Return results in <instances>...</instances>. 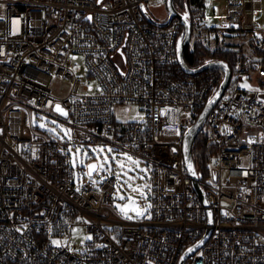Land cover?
<instances>
[{"label": "built area", "instance_id": "built-area-1", "mask_svg": "<svg viewBox=\"0 0 264 264\" xmlns=\"http://www.w3.org/2000/svg\"><path fill=\"white\" fill-rule=\"evenodd\" d=\"M226 1L216 25L194 3L177 7L189 11L192 39L227 49L231 35L257 29L262 0ZM143 2L0 0V264H178L210 229L184 264H264V55L238 57L201 131L211 151L205 177L196 166L205 202L184 138L225 71H185L182 19L153 22ZM126 104L140 105V118L119 117ZM41 114L70 137L42 127ZM86 144L147 162V211L140 200L137 218L118 213L116 173L78 186L69 148Z\"/></svg>", "mask_w": 264, "mask_h": 264}, {"label": "rangeland", "instance_id": "rangeland-1", "mask_svg": "<svg viewBox=\"0 0 264 264\" xmlns=\"http://www.w3.org/2000/svg\"><path fill=\"white\" fill-rule=\"evenodd\" d=\"M211 1V4L208 2ZM207 3L205 13L210 17V25L219 24V17L227 10L226 0H205ZM149 12L156 19H163L169 14L167 0H146ZM257 29L253 32L237 33L227 38V46L235 50H240V55L256 56L251 39L255 36L258 41L264 39V0L260 14L256 17ZM193 38L190 47L194 46ZM206 44V43H205ZM214 45V44H210ZM83 62V59L80 60ZM69 88V83H61L59 94H64ZM116 110L122 118H140V105L126 104L117 106ZM35 121H39L44 128L50 129L61 136L70 137L68 126L58 118L41 114V117L34 116ZM73 173L76 183L80 188L88 181H103L102 173H116L117 181L115 184V207L118 213L129 218H137V214L123 208V202L127 198H139L142 206L148 208V195L150 191V168L147 162L134 152L116 148L110 144H86L71 146L69 148ZM98 163V173H90V164ZM87 233L81 229L73 232L74 242H79L85 238Z\"/></svg>", "mask_w": 264, "mask_h": 264}, {"label": "water", "instance_id": "water-1", "mask_svg": "<svg viewBox=\"0 0 264 264\" xmlns=\"http://www.w3.org/2000/svg\"><path fill=\"white\" fill-rule=\"evenodd\" d=\"M167 6L170 12L169 17L165 21H160L156 19L149 12L146 2H143L141 5L143 13L147 16L149 20L153 22L160 23V24H167L169 23V21L172 19L173 16H178L182 19L185 29L179 39V44H178V54H179V60L182 65V68L191 74L202 72L211 67L222 68L225 71V77L222 83L220 84L217 92L207 101V103L203 107L196 121L187 129L185 133V138H184V152H185L186 165L189 169V172L193 176V182H194L195 188L199 191L204 201L208 202L206 193L199 183L200 174L197 171L195 161H194V152H193L194 144L196 143L197 137L199 136L200 132L202 131L206 123L209 113L215 107V105L217 104L218 100L224 93L226 87L228 86L231 80L232 67L230 66L229 62L224 59L208 60L198 67L189 66L184 57L185 50L190 46L192 36H193V27H192V22L189 18V11H187L186 13H182L177 8L175 0H167ZM96 167H97V162H92L89 166L90 171L94 173L96 170ZM122 206L125 210L133 211L135 213H140L142 211V206L140 204L139 198H127L123 202ZM210 234H211V229L198 242H196L195 244L187 248L186 251L181 256L178 264H184L188 256L195 253L201 246L204 245V243L209 238Z\"/></svg>", "mask_w": 264, "mask_h": 264}, {"label": "trees", "instance_id": "trees-1", "mask_svg": "<svg viewBox=\"0 0 264 264\" xmlns=\"http://www.w3.org/2000/svg\"><path fill=\"white\" fill-rule=\"evenodd\" d=\"M176 6L178 8L183 7L186 3H194L196 8L204 11L206 9L205 0H175ZM252 45L254 48V53L257 56L264 55V39H258L254 36L252 39ZM194 46L191 48L190 46L185 50V60L187 64L191 67H198L205 63L208 60L214 59H224L227 60L232 67L235 68L236 61L240 56V50H235L233 48H210L205 44L203 40L200 38H196L194 40ZM211 159V151L205 146V138L203 132L199 134L196 140V149H195V163L197 168L205 177L209 171L207 164Z\"/></svg>", "mask_w": 264, "mask_h": 264}]
</instances>
